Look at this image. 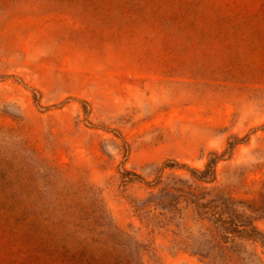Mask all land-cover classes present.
<instances>
[{
    "label": "rangeland",
    "instance_id": "rangeland-1",
    "mask_svg": "<svg viewBox=\"0 0 264 264\" xmlns=\"http://www.w3.org/2000/svg\"><path fill=\"white\" fill-rule=\"evenodd\" d=\"M218 195L264 236V0H0V264H264Z\"/></svg>",
    "mask_w": 264,
    "mask_h": 264
},
{
    "label": "trees",
    "instance_id": "trees-1",
    "mask_svg": "<svg viewBox=\"0 0 264 264\" xmlns=\"http://www.w3.org/2000/svg\"><path fill=\"white\" fill-rule=\"evenodd\" d=\"M212 157L208 158L204 168L198 170L195 168L188 167L187 165L177 163L175 161L166 163L165 166L168 167H179L184 168L190 174L197 178L200 181H209L214 178L215 170L214 165L219 158V155L215 152L211 153ZM132 175L129 180L134 178H139V175L135 173H126ZM200 208L207 206V213L209 214V219L216 228L220 238L227 242L228 235L227 233L237 234L239 237H245L249 239H258L264 243L263 234L253 225V218L250 215L245 214L243 211H240L236 208L235 202L230 200L227 197L215 196L214 199L209 201L207 204H198ZM261 211H264V206L261 210H253L252 212L258 214ZM132 251H135L134 247L131 248ZM239 254L245 253L244 251L238 249ZM129 260V256L125 258ZM128 262V261H126ZM129 263V262H128Z\"/></svg>",
    "mask_w": 264,
    "mask_h": 264
}]
</instances>
